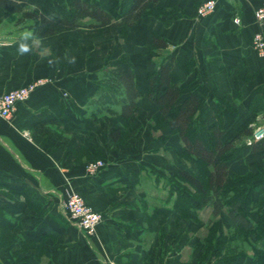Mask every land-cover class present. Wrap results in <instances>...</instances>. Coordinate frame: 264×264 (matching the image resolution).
I'll return each mask as SVG.
<instances>
[{
  "label": "crops",
  "instance_id": "0c3cea01",
  "mask_svg": "<svg viewBox=\"0 0 264 264\" xmlns=\"http://www.w3.org/2000/svg\"><path fill=\"white\" fill-rule=\"evenodd\" d=\"M205 1L159 0L153 6L168 14L145 15L125 30L123 47L112 44L121 29L108 28L112 40L107 39L102 48L103 59L95 54L87 66L80 60L69 66L66 45L38 36L36 28L14 30V17L18 21L20 15L0 9V95L44 79L27 101L17 105L11 120L0 119V230L14 231L17 242L32 246L31 252L20 255L25 262L258 264L254 248H264V242L255 237L234 242L238 248L233 261L220 259L213 251L205 255V239L214 221H221L226 234L237 224L227 209L216 217L208 205L184 216L175 207L177 195L171 193L169 177L180 171L197 175L198 170L166 149L165 140L174 134L169 127L158 128L157 134L153 131L161 108L148 98V77L166 57L175 59L173 84L189 87L206 105L222 99L233 107L224 111L225 142L254 123L264 124V54L253 47V37L260 31L255 11L264 0H215V11L199 17L197 10ZM97 2L105 9L112 7V0ZM61 7L57 0H28L24 11L51 17ZM154 35L168 44L155 54L151 52ZM62 48V67L52 66L50 51ZM110 60L125 61L121 67L133 71L138 92L126 128L135 137L128 145L111 137L116 128L125 130L116 114L128 96L118 82L116 89L109 84L117 63L110 66ZM102 73L105 82L99 78ZM259 144L245 158L254 173L264 169V140ZM98 158H104L107 167L92 176L85 164ZM261 188L254 192L255 200ZM72 192L103 216L93 237L61 209ZM250 220L257 226L259 214Z\"/></svg>",
  "mask_w": 264,
  "mask_h": 264
},
{
  "label": "trees",
  "instance_id": "16d2710c",
  "mask_svg": "<svg viewBox=\"0 0 264 264\" xmlns=\"http://www.w3.org/2000/svg\"><path fill=\"white\" fill-rule=\"evenodd\" d=\"M27 1L0 0V9L19 14L18 24L26 20L39 21L38 32L43 37L54 36L60 30L102 31L107 27H120L125 31L135 26L145 15L168 14L165 9L153 6L159 0H112L110 9L103 8L98 0H57L62 9L50 17L36 11L25 12ZM167 47L166 40L154 35L151 46L153 54L157 49L163 50ZM120 62L116 63L108 77L113 89L119 83L128 96V102L123 104L121 113L116 114L117 121L125 130L119 127L113 131L111 137L115 143L124 142L126 139V128L130 125L138 95L133 85V71L121 67L124 60ZM174 65L175 59L166 57L150 73L147 95L153 104L161 108L160 114L154 117L153 127L161 128V125L174 132L165 140L166 149L176 151L180 157L195 164L198 170L197 175L180 171L169 177L171 193L177 195L175 207L184 216L191 210H200L208 205H212L216 217L223 209H227L237 228L226 234L221 221H214L205 239L204 253L208 255L213 251L216 257L233 261L235 249L238 248L234 246V242H249L250 237H255L257 242H264V188H261L257 200L253 198L256 189L264 187V169L259 168L257 172H252L245 159L248 154L257 151L260 144H248V140L241 144L244 138L246 140L252 137L253 128H249L233 141L225 142L224 111L233 110V107L222 99H218L215 105H206L189 87L173 84L171 73ZM44 128L41 132L45 134L47 127ZM37 195H33L36 197L35 206L40 205ZM255 213L259 214L257 226L250 220V216ZM254 252L258 264H264V248L255 247ZM18 264L29 263L21 258Z\"/></svg>",
  "mask_w": 264,
  "mask_h": 264
},
{
  "label": "rangeland",
  "instance_id": "374dc122",
  "mask_svg": "<svg viewBox=\"0 0 264 264\" xmlns=\"http://www.w3.org/2000/svg\"><path fill=\"white\" fill-rule=\"evenodd\" d=\"M31 9H28V10H31ZM61 9H62V7H61ZM147 16L157 17L156 15H147ZM139 22L136 25H138ZM20 28H22V30H27L29 32L31 31V29L35 30V28H36L37 29V32H38L39 23L37 21L26 20V21L18 24L17 23V17H14V30H20ZM108 28L109 29L110 28L111 29L112 28L113 29H117L118 31L121 29V32L122 33L120 32V36L118 38H116L117 39L116 41H114V39L113 40L110 39L111 36H108L109 34L112 35V33H107V30H109ZM75 32L61 31L60 30L53 37L52 36L50 37V40H55V38H56V40L59 43H61L63 45H66V54H68L69 56H71V60L70 59L67 60L68 63L71 62L69 64V66L77 63L79 60L82 62L81 64H84L83 62H85L86 66H87V64L90 63V60H93V57H94L95 54H100L99 55L100 57L98 56V59H103V56H102V50L103 49L102 48L103 47L104 48L106 47V45H107V39L112 40V44H115V43L118 42L123 47V43H124V40H125L124 39V34L126 33V31H123V29L120 28V27H107V28H105L102 31H98V30H88V29H86V30H83V31H75ZM37 34H38V36L43 37V34L42 33H39L38 32ZM169 49H170V47H169ZM64 50L65 49L62 48V49H58V52H55L53 50L50 51L51 52V55H54V56H52V59H50L52 66H55V64H58L59 65V68L62 67V64H61V62H62V59H61L62 56H61V54L65 52ZM103 51L105 52V50H103ZM36 54H38V53H36ZM103 55H105V54H103ZM118 61H121V60H118ZM113 62H112V60H110L108 62V64L110 66H113V65H115V63L117 61L114 64H113ZM31 70H32V68H30L29 71L31 72ZM103 75H104V73H102L99 78H101ZM43 81H44V79H42V78L35 79L32 82L26 83L25 85L21 86L18 89L23 90L25 88L32 87L34 85H36V89H37L39 86H41V85L44 84ZM102 82H105V78H103V77H102ZM1 95H3V94H1ZM253 125H257V124L254 123V124H252V126ZM261 125H263V124H259L257 126H261ZM160 127H162V126L160 125ZM153 131H154V134H157L158 133L157 132L158 131V128H155L154 127L153 128ZM127 133L128 134L126 135V137H125L126 139H125V141L123 143L127 142V145H128V144H130V143L133 142V140L130 141V139L134 138L135 135L134 134H130L129 132H127ZM55 135H56V137L58 136L57 134H55ZM27 136H29V135H27ZM158 138L159 137L157 136L154 140H156ZM247 139H246V141H247ZM98 160L104 161V163H105V167L103 169H101V171L104 170L107 167V162H106V160L104 158H98V159L90 160V161H88L85 164L86 165L85 168H86V170H87V172L89 174H90V172H89L90 164L92 162L98 161ZM183 161L184 160L182 159L181 160V163ZM101 171H98L97 173L90 174V175H92V176L93 175H97ZM67 198H68V196H67ZM67 198H66V201H67ZM66 201L61 203V209L63 211L66 210V208H65ZM85 202H86V200H85ZM207 227H208V225L205 228V234L207 232ZM22 243L23 242H21V243L20 242H17V234H15L14 231L0 230V263L2 261H4L3 262L4 264H10L12 262H17V264H18V261L21 259L20 255H24V254L29 253V252L32 251V246H30V245H28L26 243L25 244H22ZM36 249L37 248L35 247V250Z\"/></svg>",
  "mask_w": 264,
  "mask_h": 264
},
{
  "label": "built area",
  "instance_id": "2783aa9c",
  "mask_svg": "<svg viewBox=\"0 0 264 264\" xmlns=\"http://www.w3.org/2000/svg\"><path fill=\"white\" fill-rule=\"evenodd\" d=\"M216 9V1L208 0L201 4L197 10L199 17L211 15ZM255 18L260 26L253 37V47L259 54H264V1L256 9ZM238 23L239 20H236ZM36 85L23 90L14 89L0 96V119L11 120L15 114L16 107L19 103L27 101L35 92ZM253 135L248 140V144L258 143L264 140V124L261 126L253 125ZM105 167L104 161L98 160L90 164V174H95ZM65 212L68 218L76 223L88 236L93 237L97 233L99 224L103 220L101 213L96 211L92 206L81 197L80 194L72 192L68 195L65 203Z\"/></svg>",
  "mask_w": 264,
  "mask_h": 264
}]
</instances>
